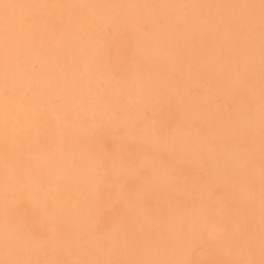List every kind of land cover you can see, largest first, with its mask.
<instances>
[{"label":"rangeland","instance_id":"374dc122","mask_svg":"<svg viewBox=\"0 0 264 264\" xmlns=\"http://www.w3.org/2000/svg\"><path fill=\"white\" fill-rule=\"evenodd\" d=\"M155 1L162 3L165 0ZM256 1L264 13V0ZM191 2L174 0L176 7L172 11L175 15L169 18L164 10L153 11L152 0H142L139 10L144 17L135 21L125 0H68L55 8L54 0H0V8L11 16L10 26L19 30L24 39H33L38 46L49 39L56 43L57 52L45 59L48 67L64 68L67 55L86 50L89 59L85 71L89 77L96 78L99 60L96 53L102 51L106 53L107 69L113 79H120L124 69L136 66L141 73L139 89L144 88L150 79L161 76L170 85L169 92L152 105L142 104L138 96L130 101L132 129L122 122L126 115L122 107L114 109L111 118L106 119L98 113H91L85 98L77 100L68 115L62 112L65 100L60 95L35 99L31 88L34 77L41 71L37 61L25 69L18 84L8 90L0 86V115L14 139L13 150L7 152L8 165L18 167L24 181L17 186L14 196L9 191L2 192L4 208L0 214V228L15 235L14 239L18 241L34 239L35 244L30 249L33 260L39 263L51 261L61 258L62 253L56 249L42 253L55 223L41 217L50 215L52 203L44 202L41 210H35L28 201L31 190L59 198L67 208L98 213L97 229L110 231L114 226L123 227L126 210L135 206L136 199L145 197V208L156 206L155 196H149L150 193L140 184L149 177L153 167L170 165V182L159 188L158 195L174 201L181 194L173 186L177 182L173 180L190 176L206 181L211 177L223 180L229 175L228 167L213 174L208 165L212 149L229 147L245 153L257 144L254 137L264 131V121L246 131L237 127L234 134L218 137L213 133L214 124L235 125L238 113L233 104L234 96L220 92H213L212 96L208 94L216 82L232 75H237L247 89L264 82V55L258 67L255 55L241 49L244 34L264 39V23L254 15L252 7L242 5L235 13L238 22L230 30L229 19L214 15L215 0H203L201 7H195ZM98 10H108L110 15L104 19L97 17L92 24L83 27L80 16ZM193 11L197 12L200 25L205 26L198 47L194 35L196 24L187 20ZM154 33H159L164 41L144 47L143 37ZM225 33L233 35L231 52L212 54L217 36ZM175 40L181 43L174 45L172 41ZM101 42L108 43L106 50L99 44ZM6 43L0 45L2 60L23 58L29 54L27 43ZM259 46H263V42ZM139 53L144 56L140 57ZM191 68L195 69V75L188 78L186 71ZM105 88L104 81L94 83L93 97L100 98ZM239 96L237 92L235 97ZM121 101L124 103L126 99ZM192 101H195L193 106L188 104ZM146 125H158L161 130L171 133V137L163 139L165 149L152 143L134 145L129 142L131 131L139 133ZM188 134L201 143L203 149L196 155L179 157L176 153L180 144L178 138ZM57 147L65 153L94 152L101 179L90 189L77 191L71 176L64 175L44 160L43 156ZM0 150H3L1 141ZM141 154L148 159L144 165L150 163V166H142L139 175L129 182L123 168ZM114 163L120 164L117 171L112 167ZM247 167L248 164L243 163L240 168ZM223 189L224 186L219 184L214 192L223 197ZM213 236L203 240L190 264H217L213 255ZM106 241L107 255L118 257V244L110 238ZM75 251V248L71 249L72 254ZM93 264H101V261L95 260Z\"/></svg>","mask_w":264,"mask_h":264},{"label":"bare ground","instance_id":"6f19581e","mask_svg":"<svg viewBox=\"0 0 264 264\" xmlns=\"http://www.w3.org/2000/svg\"><path fill=\"white\" fill-rule=\"evenodd\" d=\"M67 1L54 0V8ZM141 1L125 0L135 21L144 17L139 10ZM152 2L153 11L164 10L169 18L175 15L172 11L176 7L174 0H165L162 3L152 0ZM202 2L203 0H192L191 3L195 7H201ZM215 4L214 15H223L229 19L230 30H233L238 22L235 13L242 5L252 7L254 15L264 23V13L256 0H215ZM108 15H110L108 10H98L85 12L80 19L83 21L81 22L83 27H86L92 24L95 18L104 19ZM189 16L188 22L196 24L194 35L197 43L195 45L198 47L202 43L205 26L197 21L196 11L189 13ZM10 22V14L4 8H0V45L1 42H7L5 45H9V42L27 43L29 54L18 59H0V86L8 90L12 85L18 84L25 69L31 62L37 61L41 71L33 79L31 88L33 97L46 99L60 95L65 100L62 109L64 115L69 114L77 100L85 98L90 112L98 113L106 119L111 118L110 114L114 109L122 107L126 113L122 122L124 126L132 129L133 111L130 101L138 96L142 104L152 105L170 90V85L165 81L164 76L150 79L144 88L139 89L138 81L141 73L136 66L124 69L120 79H113L107 69L106 53L102 51L96 53L99 55L96 78L89 77L85 71V63L89 59L86 50L73 51L67 55L66 67L50 68L45 59L57 52L56 43L49 39L38 46L33 39H24L19 30L10 26ZM143 40L144 47L164 41L159 33L145 36ZM232 41V34L218 35L212 54H217L219 51L230 53ZM241 41H243L241 49L255 55L256 66L259 67L264 55V39L244 34ZM261 42L263 46H259ZM172 43L175 45L181 41L175 40ZM99 44L106 50L107 42ZM139 55L144 56L142 53ZM262 73L264 75V68ZM186 75L188 78L193 77L195 69L187 70ZM97 81H104L106 85L100 98L93 97V85ZM213 92L234 96L233 104L238 113L235 125L214 124L215 135L220 137L234 134L237 127L246 131L257 123L262 125L264 82L247 89L243 87L237 75H232L216 82L208 95L212 96ZM237 92L240 95L238 98L235 97ZM122 98L126 99V102L123 103ZM188 104L193 106L195 101ZM131 132L129 138L131 144L152 143L164 149L163 139L172 136L170 132L161 130L158 125H146L139 133ZM257 134L254 137L257 144L245 153L229 147H219L210 151L208 165L213 174L225 167L230 169L225 179L211 177L206 181L190 176L173 180L177 181L173 186L177 187V191L181 194L174 201L158 195L159 188L170 182V165L153 167L149 177L140 181V184L144 191L150 193L149 196H155L156 206L145 208V197L136 199L135 206L126 210L123 227L114 226L110 231L100 232L97 229L98 213L67 208L64 201L59 198L43 196L37 190H31L28 201L35 210H41L44 202L52 203L50 215L41 217L55 223V229L49 233L47 244L41 249L42 253L56 249L62 253V256L59 259L39 263L31 258L30 249L35 244L34 239L18 241L14 239L15 235H9L5 229L0 228V264H93L95 260H100L101 264H190L203 240L213 235V255L217 264L227 262L264 264V131ZM178 140L180 144L176 153L179 157L196 155L203 149L202 144L197 143L191 134L181 136ZM0 141L3 147V150H0L1 214L4 208L2 192L6 190L14 196L17 186L24 182L18 167L8 165L7 152L13 150L14 139L12 132L3 125L1 115ZM139 156L136 161L128 163L123 168L129 182L139 175L142 166H150V163L144 165L143 162L148 159L143 154ZM43 157L47 164L60 170L64 175L71 176L77 191L90 189L101 179V170L94 152L65 153L57 147L48 151ZM34 158L39 157L34 156ZM243 163L248 164L246 169L240 168ZM112 167L117 171L120 164L114 163ZM219 184L224 186L223 197H218L214 192V188ZM188 193L192 195L188 196ZM107 238L118 244L120 248L118 257L112 258L107 255ZM74 248L76 253L72 254L71 249Z\"/></svg>","mask_w":264,"mask_h":264}]
</instances>
